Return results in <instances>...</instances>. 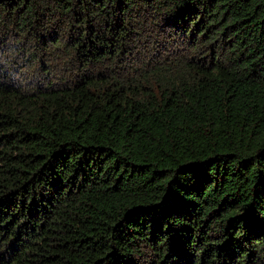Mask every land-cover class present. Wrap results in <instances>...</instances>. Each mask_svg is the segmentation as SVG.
I'll return each mask as SVG.
<instances>
[{"label":"trees","instance_id":"obj_1","mask_svg":"<svg viewBox=\"0 0 264 264\" xmlns=\"http://www.w3.org/2000/svg\"><path fill=\"white\" fill-rule=\"evenodd\" d=\"M0 264H264V0H0Z\"/></svg>","mask_w":264,"mask_h":264}]
</instances>
